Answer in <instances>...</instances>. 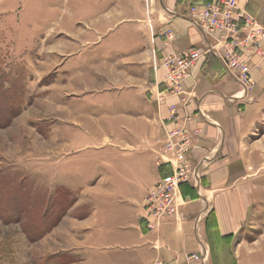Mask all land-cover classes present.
Masks as SVG:
<instances>
[{
  "label": "crops",
  "instance_id": "1",
  "mask_svg": "<svg viewBox=\"0 0 264 264\" xmlns=\"http://www.w3.org/2000/svg\"><path fill=\"white\" fill-rule=\"evenodd\" d=\"M197 1L200 0H63L62 3L37 0L35 3L49 7L63 4L66 20L91 23L88 26H94V31L87 38L97 34L101 39L79 52L86 50L101 57L96 63L98 80L93 82V78H87L86 81L88 86L97 84L99 88L92 92L80 90V95L71 96L70 103H79L87 116L85 122L74 120L75 124H80L82 133L75 150H102L106 140L110 142L105 136L104 123H110L116 134L110 143L117 152L113 158L100 159L102 161L92 167L102 168L98 174L101 176L95 186H85L86 192L97 197L94 216L102 215V203L122 206V214L114 216L116 223L110 227L120 236L117 235L114 242L102 238L97 243L104 250L113 246L116 248L113 252L128 254L123 264H153L155 261L187 264L184 256L188 254L203 257L200 264H212L204 229L211 212L215 213L214 226L220 236L236 234L247 221L250 195L240 174L231 171L234 161L236 165L242 164L239 150L245 144L244 136L252 122L246 108L242 112V108L237 107L239 103H235L247 98L238 99L241 96L239 84L210 53L195 61L190 78L184 83L187 103L175 97L167 98L168 88L164 83L167 58L192 50L204 53L217 46L214 37L188 18L189 7ZM18 2L0 0V7H5L0 14L4 15L2 11L6 12L8 6H16ZM240 2L250 13L263 12L259 6H264V0ZM47 14L50 19L55 11L48 10ZM168 30L173 32L171 39L164 36ZM73 60H65L62 65L65 72L71 70ZM87 64L90 66V62ZM81 65L83 68V63ZM253 77L255 79V75ZM232 83L237 89L233 90ZM161 92L166 96L163 102L157 100ZM171 103L179 105L182 118H191L187 131L199 132L194 134L196 137L188 151L194 175L179 188L177 216L163 217L157 228L150 231L145 227L147 194L166 176L165 166L173 168L174 156L164 151L167 131L173 127L166 121ZM86 169V165L80 163L79 169L74 167L67 173L75 177ZM101 221L106 228L108 220ZM244 249L239 246L235 250L237 264H246L248 259L251 264H259L257 253L243 261Z\"/></svg>",
  "mask_w": 264,
  "mask_h": 264
},
{
  "label": "rangeland",
  "instance_id": "2",
  "mask_svg": "<svg viewBox=\"0 0 264 264\" xmlns=\"http://www.w3.org/2000/svg\"><path fill=\"white\" fill-rule=\"evenodd\" d=\"M36 2L19 0L16 6L2 11L4 15L0 14V264H123L128 254L113 252L116 250L113 246L104 250L97 243L102 238L109 242L117 240L118 231L110 227L116 223L114 216L122 214V206L102 203V215L94 216L97 197L86 192L85 186H95L101 176L98 174L103 169L92 167L113 158L117 152L110 143L116 134L110 123L103 122L110 142L106 140L98 151L75 150L82 133L80 124L74 120L85 122L87 116L79 103H70L71 96L80 95V90L92 92L99 88L97 84L88 86L86 81L98 80L96 63L101 57L86 50L79 52L101 39L97 34L87 38L94 31V26H88L91 23L66 20L63 4L49 7ZM237 2L240 11L249 10L240 0ZM202 4V0L194 3ZM259 8L262 17L251 13L262 27L253 25L258 34L247 35L246 25L241 24L238 31L235 26L206 31L222 52L233 45L239 51L238 43L247 44L245 41L249 40L242 58L251 68L252 79L249 92L244 94L246 100L235 102L242 112L246 108L252 122L239 150L242 164L236 165L234 161L231 167L233 173L240 174L250 195L247 221L236 234L220 236L214 226L215 213L211 212L204 229L212 264H237L235 250L239 246L245 248L243 261L257 253V263L264 264V6ZM4 9L0 7V11ZM48 10L55 11L50 19ZM238 12H230L224 19L233 22L240 17ZM170 31L164 34L168 39L174 37L168 36ZM70 58L74 59L71 70L65 72L62 65ZM166 70L169 71L167 66ZM232 87L237 89L233 83ZM238 87L242 95V88ZM157 100H166L163 92ZM181 120L184 124L182 117ZM184 132L192 140L196 137L187 128ZM80 163L87 168L82 175L74 177L67 173L74 167L79 169ZM171 169L165 166V174L169 175ZM144 210L145 227L153 231L157 227L149 228L152 218L147 215L146 205ZM176 213L164 217H175ZM102 219L108 220L106 228ZM197 256L184 257L187 264H200ZM245 263L251 264L249 259Z\"/></svg>",
  "mask_w": 264,
  "mask_h": 264
},
{
  "label": "built area",
  "instance_id": "3",
  "mask_svg": "<svg viewBox=\"0 0 264 264\" xmlns=\"http://www.w3.org/2000/svg\"><path fill=\"white\" fill-rule=\"evenodd\" d=\"M238 6L239 4L237 0L203 1L202 5L192 4L189 7L188 18L204 33H206L207 30L214 31L216 28L225 29L226 27L227 29H230V26H235L238 31L237 26L241 24L244 26L246 25L245 30L247 35L253 33L258 34V31L253 28V25L258 26L256 18L251 15L248 10L240 11ZM233 11H239L238 14H240V17L233 22L230 21V19H224ZM220 19H223L222 23H220ZM258 27L262 29L260 25ZM168 36L173 37V32L170 31ZM245 42L249 44L248 39ZM241 43L242 42L238 43L241 46L239 51V47H236L235 45L225 48L224 52L221 51L219 46H215L214 48L211 47L207 49L204 53L192 50L183 55H172L167 58L165 65L168 67L169 71L166 73L164 83L170 88V92L168 93L169 97L174 96L181 102L187 103L184 82L189 77V69L192 68L195 61L211 53L221 61L225 71L241 86L242 95L238 99L243 100V98H245L244 94L248 93L251 88L252 79L251 68L242 58L247 44ZM172 62H174V64ZM179 111L180 108L177 103H171L168 106L166 121L173 127L171 130L167 131V141L164 151L167 154L174 156L173 160H171L173 168L172 172L162 178V180L147 194V215L152 218V220H150L151 222H149L150 229H154L157 226L158 221H160L165 215L174 214L177 211L175 202L179 188L182 184L193 178L194 175L192 165L188 159V151L192 145V138L187 132H184V128L186 130L187 124L190 122L191 118H183L185 122L183 124ZM198 133V131H194L193 134ZM197 258L201 261L203 257L198 255ZM153 264L176 263L155 261Z\"/></svg>",
  "mask_w": 264,
  "mask_h": 264
}]
</instances>
